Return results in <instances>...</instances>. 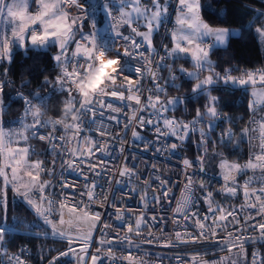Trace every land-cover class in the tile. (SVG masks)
<instances>
[{
	"label": "snow or ice",
	"instance_id": "1",
	"mask_svg": "<svg viewBox=\"0 0 264 264\" xmlns=\"http://www.w3.org/2000/svg\"><path fill=\"white\" fill-rule=\"evenodd\" d=\"M171 0H151V7H140V0H0V62H11L13 47H19L26 52L29 50H43L49 47L57 49L52 56L58 69L54 77H44L43 85L50 87L47 95L41 96L34 92L25 96L22 93L17 94L16 100L22 101L24 105V117L32 118L31 123L21 124V131L17 133L5 132L0 126V151L5 150L6 139L11 140L13 135H18L21 140L27 142L31 133V138L39 142L46 143L49 148V154L54 155L50 161L52 167L45 168L42 160L29 162V148H6L7 158L12 161L10 171L12 178L9 180L7 172L0 169V176L3 177V188L0 189V264H26L24 254L27 249L21 248L19 253L8 254L7 244L13 238L15 233H23L26 236L36 238L59 237L67 243L66 250L59 251L47 259V264H66L64 258H69L67 264H71L72 259L76 264H104L105 260L110 264H137L133 257L131 248L139 249V245L134 243L133 235L139 238L142 235V228L148 226L145 221L146 211L139 214L134 222L131 221L132 213L128 208H121V203L117 200L116 193L122 189L115 188L125 178L129 182L135 180L140 173L136 164L129 166V160H138L132 152H128L127 146L123 143L129 130L133 142L142 141L144 151H154L157 154L168 153L174 156L182 143L186 141L189 134L199 133V142L203 146L211 141L210 133L214 131V126L208 122L206 127L197 128L198 123H204V116L212 119H220L216 103L218 97L209 96V104L205 105V111L196 110V118L189 123H178L175 118H167L165 113L174 110L177 105L184 104L186 100H195L200 95L206 94L213 86L223 84L232 88L240 87L247 91L249 86L259 85L264 88V69L256 71H246L242 76H232L231 69L225 70L221 76L219 73L212 72L203 79L199 78L201 71L206 66H211L210 54L217 45H227L230 36L241 35V29L232 27H216L205 22L201 17L200 0H177L176 11L178 12V29L170 33L173 41L171 48L168 45H161L164 55L153 46L152 36L158 32L159 28L169 22V3ZM35 3L37 11L29 13L31 4ZM92 8L102 11L108 21V26L104 29L98 28V21L95 14L89 15L88 9ZM245 8L250 6L245 5ZM254 14L243 28L251 31L253 24L264 17V10L250 8ZM75 12V15L72 13ZM92 20L90 31L84 32L86 21ZM120 21L123 23L121 24ZM143 21V24H140ZM135 24L145 28V31H139ZM122 28L130 29V34L125 35ZM257 35L264 40V26L255 28ZM77 35L79 39H76ZM119 42V44H118ZM153 54L159 59L155 61L153 69ZM188 54L194 61L195 71H187L180 67L178 72L189 80H195L191 89V95L187 97H169L162 101L161 94H166L167 87L179 89L182 84H177L178 77L172 72V66L167 63L169 59L186 58ZM115 58V59H113ZM105 61H112L113 67L110 72H104L102 82L95 89L88 85L99 73L101 67L97 70V65H103ZM114 69V70H113ZM168 69L170 75L161 84L162 77L159 72ZM7 72V70H5ZM135 77L132 79L131 77ZM151 84V87L145 89V79ZM0 81V115H2L10 103L4 100V84ZM80 84V87H77ZM145 92L147 95H145ZM127 93V95H126ZM53 94L64 97L62 101L64 108L59 109L62 115L58 119H43L45 111ZM256 93H253L255 97ZM34 101H37L34 103ZM115 101V104H114ZM134 102V103H132ZM118 105V106H116ZM262 107L256 99L249 103V109L254 115L251 124L255 127H246L240 133L239 140H233L234 133L231 128L226 129L220 135V143L225 147L232 145L234 150H238L241 143L252 144L253 154L244 165L239 163L226 164L222 162L219 166L225 170L223 180L226 186L222 189L228 196H235L238 191H243L246 203L239 209L227 211L220 206L212 207V192L204 193V200L207 202V212L201 216L198 211L191 209L198 202L193 199L192 189L198 185L204 192L206 185L203 181H194V173H189L187 169L193 168V161L183 160L185 185L184 193L179 201L173 195V190L169 187V179H161V174H156L152 180L144 183L151 187L152 195L149 198L148 193L140 194L135 188L129 190L127 194L131 198L134 193L140 197L142 206L148 210L151 205L160 207L164 212L163 216H152V221H164L168 219L171 213L172 223L180 226V220L185 222V227L192 228L191 232H175V240H169L165 246L179 242L182 244L212 243L217 246L223 244V250L230 255L222 257V261L227 264H264V115L257 118V112ZM124 109H131V117L125 116V123L121 125L119 116L123 114ZM226 119V118H225ZM115 122L114 126L109 128L105 123ZM95 126L94 136L82 137L81 133L85 127L92 131ZM57 127L61 128L64 135H57ZM117 127L120 131H117ZM51 128V131H43ZM136 128H151L154 130L155 138L151 141L145 140ZM71 132V136L67 133ZM254 135L249 138V133ZM122 133V134H121ZM107 137L105 140L104 138ZM168 137H172L176 142H168ZM164 140V146L155 147L161 140ZM77 140L75 148H68L67 144ZM83 140L87 148L80 146L79 141ZM253 141H256L253 143ZM111 149V151H109ZM98 150V152H97ZM119 152V156L116 152ZM127 152V155H124ZM32 154H35L34 152ZM19 156V159H16ZM123 157V163L117 165V161ZM67 157L61 162V179L58 195L63 200L57 203L46 195L49 188L53 187L49 180H42L43 175H55L57 159ZM204 156H198L195 163L200 166L199 170L204 171ZM111 163V166H110ZM116 167L117 170H113ZM153 173L157 170L151 166ZM23 169L29 179L27 183L17 184V173ZM79 172L84 176V184L80 186L74 182H68L63 178V172ZM251 171L253 174L245 180L243 185L236 181L237 176H246ZM87 173V174H86ZM235 173L236 175H233ZM120 179H115V177ZM104 180L106 184L99 181ZM234 185V186H230ZM154 186V187H152ZM14 191L24 202L25 206L33 212L37 220H42L43 224L37 223V220L31 223L25 219L13 216L11 222L7 219V190ZM72 190L66 192L65 190ZM97 189H100L97 192ZM79 196L81 199L77 200ZM103 197V199H100ZM86 198L87 203H84ZM123 199V197H121ZM72 201V207L69 208L70 215L76 220H84L89 224V231L77 238H73L67 231L57 227L50 217L53 216L56 209H64L67 205L63 201ZM99 201L100 207L106 205L113 206L115 221L121 222V227L126 225V232L121 235L119 232L113 234L110 229L111 223H105L102 220L101 212H89L88 209ZM249 201H251L249 203ZM175 202L176 207L171 208V203ZM84 204V207L81 205ZM164 205H169L165 209ZM247 208L250 215L246 218L240 217L239 213ZM258 211H255L256 209ZM155 211V207H151ZM255 211V215L251 213ZM220 215L217 216V213ZM210 217L211 226L206 227ZM259 218V219H257ZM111 219V218H110ZM243 219V224H241ZM188 221H191L189 224ZM73 220L65 221L61 211L59 224L71 225ZM231 223L233 231L227 233L228 240L217 239V232L224 231ZM97 225H102L97 229L104 237L98 241L99 247L94 252L89 251L92 242V229ZM22 226V227H21ZM44 226L50 228V232L43 234L34 232V228ZM247 231L250 235H243ZM235 233V234H234ZM187 237V239H185ZM156 239L151 232L144 237L145 242L152 243ZM80 243L77 244L76 241ZM127 245V247H125ZM245 245H259V248L251 252L245 248ZM114 247L116 251H114ZM78 249V250H77ZM235 250V251H234ZM49 252L54 249H49ZM117 251L121 255H117ZM127 253L124 255L123 253ZM7 257V261L3 259ZM45 257L41 256V261ZM181 258L177 257L179 261ZM139 264H144L141 260Z\"/></svg>",
	"mask_w": 264,
	"mask_h": 264
},
{
	"label": "built area",
	"instance_id": "2",
	"mask_svg": "<svg viewBox=\"0 0 264 264\" xmlns=\"http://www.w3.org/2000/svg\"><path fill=\"white\" fill-rule=\"evenodd\" d=\"M163 1V0H162ZM95 2V0H93ZM177 7V0H171L169 3V22L162 25L159 30L158 34L156 37V42L154 47L159 51V54L163 56L164 50L161 48V45H164V41L166 40L167 37L170 36V33L173 31H176L178 29V25L176 23L177 17H178V12L176 11ZM95 9L89 8L88 13L90 16H92L93 11ZM75 15V12L72 13ZM87 25L89 27V31L92 26V20L86 21ZM122 24L123 22L120 21ZM76 39H79V36L77 35ZM119 44V42H118ZM16 50V47H13V52ZM49 56L51 59V65L54 69L57 70L55 62L52 59L53 56V51L49 52ZM153 59V69L156 70L155 68V61L159 59L158 56H155L153 54L152 56ZM172 59H169L167 63L170 65V61ZM4 66H3V74L0 77V81H5L6 83L4 86H12L10 79L8 75L6 74L5 70H7L9 62L4 61ZM112 61H105L103 65H97V70L101 67L99 73L96 75V77L91 81V83L88 85L89 88L95 89L96 87L99 86V84L102 82V77L104 75V72H110L111 68L113 67L111 64ZM172 66V65H171ZM180 65H173L172 66V72L176 74L178 79L183 77L179 72L178 69ZM185 68V67H184ZM264 69L262 67H257L253 69H247L245 71H242L238 74L235 75V77H240L242 76L246 71H256ZM114 70V69H113ZM225 74V73H224ZM222 74L221 76H223ZM159 75L162 77V79L159 81L161 84H165V81L168 79L170 73L168 69H164V72L162 71L159 72ZM132 79H135V77H131ZM176 80V82L178 81ZM77 87H80V84H77ZM144 87L145 89L151 87L150 82L146 78L144 81ZM22 93L23 95L27 96L28 94L21 92L19 89H15L13 93V97L16 98L17 94ZM127 95V93H126ZM145 95L147 93L145 92ZM37 101H34L36 103ZM134 103V102H132ZM115 104V101H114ZM118 106V105H116ZM64 108V107H63ZM62 108V109H63ZM22 114L15 119L11 120L9 124L6 127H2L5 132H12V133H17L21 131V124L17 123V121H21L23 123H31L32 118L28 117L25 119L24 117V105L22 102ZM62 115V112L60 113L59 116L56 115H51L49 114L43 119H58ZM125 116H128L129 118L131 117V109H124L123 114L119 116L121 125L125 123ZM107 126L109 128L113 127L115 122L108 123L105 121ZM178 123H189L184 120H180ZM201 123H198L196 127L200 126ZM51 128L44 129L43 131H51ZM138 132L141 133V135L145 138V140L151 141L155 138V133L154 130L151 128H145V129H140L136 128ZM117 131H120V128L117 127ZM29 136L28 141H32L34 144H36L35 149H33L32 153L34 152L37 155V160H42L44 162V167L45 168H51L52 165L50 161H52L55 157L52 154H49L47 151L49 146L44 143V142H39L35 139L31 138V133L28 132L26 133ZM56 134L57 135H64L65 133L62 131L61 128L57 127L56 129ZM122 134V133H121ZM67 135L71 136V132L67 133ZM82 137H87V136H94V138L98 137V133H95V126H92V131H89L88 127H85L84 130L81 133ZM11 139H18L20 140V137L18 135H13ZM105 140L107 137L104 138ZM168 142H176L174 138L168 137ZM80 146L83 148H87V144L83 142V140L79 141ZM123 143L127 146L128 152H132L135 156L138 157V160H129L128 164L131 166L132 164H136V167L139 169L140 173H143V175H139L135 178V180L140 181L139 184H137L135 181L129 182L128 178H125L120 184H116L115 188L117 189H122V191H118L116 193L117 200H120L121 203L118 205L121 208H128L131 213V221L134 222L137 218H139V214L141 212L146 211V216H145V221L148 222L147 227L142 228V235L139 238H136L135 235H133V240L134 243L139 245V249L133 247L131 248L132 255L134 258L137 260V264H139V261H143L144 264H227L226 261H222L221 258L222 256L219 254L221 251H223V244L220 246H217L212 243H199V244H182L179 242L170 244L168 246H165L169 240H175V232L176 231H181L183 232H191L193 231L192 228L185 227V222L181 219L180 220V226L178 227L177 225L173 224L171 221L173 219L171 213L168 215V219L164 221H152L151 217L152 216H163L164 212L160 210L159 206L156 205H151V202L149 201L150 207L148 210H145V208L142 206V202L140 201V197L136 196L134 193L131 194V198L127 195L129 193V190L132 188H135L138 192H140L141 195H143L145 192L148 193L149 198L152 195V190L151 187L146 185L144 182L151 181L152 177L156 174H161V179H169L171 181L169 187L172 188L173 190V195L176 197V201H179L182 194L184 193V185H185V175H184V165H183V160L186 158L185 157V151L187 150V144L186 141L182 143V147L178 148L176 151V154L174 156H170L168 153H161L157 154L154 151H144V143L142 141H135L133 142V138L131 136V130H129L127 137L124 139ZM77 146V140H73L72 142L67 144L68 148H75ZM164 146V140L162 139L159 144H156L155 147L161 148ZM111 151V149H109ZM98 152V150H97ZM205 152H216L213 148H205L201 147L200 149V155H203ZM34 154V155H35ZM116 155L119 156V152H116ZM127 155V152L124 154ZM220 158H223L222 153L218 154ZM251 155H246L245 159L239 162V164L244 165L248 162L249 158ZM198 156H193L191 158H187L190 161H193V168L187 169L189 173H194L193 179L194 181H203L206 185V188L204 189V192H202L198 185H194L192 192H193V199L196 200L198 198V202L196 205L191 209L192 211H198L201 216L205 215L207 212V207L208 204L204 200V193L210 191L212 192V197L210 198L212 201V207L216 208L217 206L222 207L223 209L227 211H232L233 209H239L242 205L246 203L245 197L243 194V191H238V193L235 196H228L226 193L222 191V189L226 186V182L223 180V176L221 175L220 171L217 172H211V171H200L199 168L200 166L195 163V159ZM67 157H60L57 159L56 167H55V175H43L41 177L42 180H49L52 182L53 187L49 188L46 192V195L48 196L49 199L56 201L59 203L60 201L63 200V197L59 196V184L57 183L58 180H60L61 177V162L63 159ZM123 163V157L121 156L120 160L117 161V165H121ZM155 166L157 172L153 173L151 166ZM111 166V163H110ZM113 170H117L116 167H113ZM87 174V173H86ZM233 175H236L233 173ZM252 175V172L249 171L246 176H237L236 181L238 184L243 185L245 180L249 178V176ZM63 178H66L68 182H74L80 186H83L84 184V176H82L79 172L76 171H69L67 169L64 170L63 172ZM115 179H120L118 176L115 177ZM102 184H106V181L100 180L99 181ZM234 186V185H230ZM154 187V186H152ZM66 192H70L72 190L66 189ZM100 189H97V192H99ZM123 197V199H121ZM77 200H80L81 198L79 196L76 197ZM100 199H103L101 197ZM19 201L24 205V207L29 210L24 202L19 198ZM221 201L224 202V204L229 205L230 207H223L221 205ZM65 205H67L64 209H59L57 208L55 213L53 214L50 219L53 220V222L57 223V227L61 228L64 231H67L73 238L80 237L84 234H86L90 229H89V224L88 222L84 220L76 221L69 213V208L72 207V201H63ZM251 201H249L250 203ZM84 203H87L86 198H84ZM81 207H84V204L81 205ZM151 207H155V211L151 210ZM165 209L169 207V205H164ZM171 208L176 207V203L173 202L170 205ZM259 209L257 208L255 211H258ZM63 214V219L65 221L68 220H73V223L71 225L69 224H64L60 225L59 220H60V214ZM88 211L91 212H101L102 215V220L105 223H111L113 227L110 229V231L115 234L119 232L121 235H123L126 232V225L122 228L121 227V222L120 221H115L114 216H112L113 213V206L111 205H106L105 207H100L99 206V201H96L91 208L88 209ZM255 211L252 212V215H255ZM31 215L33 216L34 220H37L36 216L33 214L32 211L29 210ZM220 215V213H217V216ZM240 217L246 218L250 215V212L247 208H244L240 213ZM111 218V219H110ZM212 217H210L209 221L206 223V227L211 226V221ZM259 219V218H257ZM37 223H40L41 225L43 224L42 220H37ZM190 224L191 221H188ZM241 224H243V219H241ZM102 225H97L96 229H92V236H93V242L92 245L89 249V251L94 252L97 247H99L98 241L104 237L101 236L100 232L97 230ZM50 230V228H48ZM51 231V230H50ZM229 231H233L231 223H229L228 227L220 232H217V239L223 240L225 243L228 240L227 233ZM151 232L153 236L156 237L152 241V243H147L144 240V237L148 235V233ZM235 234V233H234ZM250 232L245 231L243 235L247 236L250 235ZM187 239V237H185ZM77 244L80 243L79 240L76 241ZM127 247V245H125ZM245 248L248 249L249 252L252 250L259 248V245H245ZM21 248L27 249L25 245H18L14 250L8 251L9 255H12L13 253H19V250ZM78 250V249H77ZM114 251H116V248L114 247ZM262 252H264L261 249ZM27 252L24 254V259L26 260V264H28L27 260ZM126 255L127 253H123ZM117 255H121L119 251H117ZM177 257H180L181 259L178 261ZM5 261H7V257L3 258ZM66 264L69 258H64ZM47 264V263H45ZM71 264H76V261L72 259ZM104 264H110V261L105 260Z\"/></svg>",
	"mask_w": 264,
	"mask_h": 264
},
{
	"label": "trees",
	"instance_id": "3",
	"mask_svg": "<svg viewBox=\"0 0 264 264\" xmlns=\"http://www.w3.org/2000/svg\"><path fill=\"white\" fill-rule=\"evenodd\" d=\"M200 3L202 6L201 17L205 22L212 26L236 27L241 29L242 33L239 36H230L227 45L213 48L210 54L212 62L210 71L222 75L225 73V70L231 69L230 74L235 76L247 69L264 68L263 42L257 38V33L255 32V28L264 26V17H261L253 24L251 31L243 28V25H246L254 15L250 11V8L264 10V0H200ZM245 5L250 6V8H245ZM87 28L88 25L85 22L84 29ZM157 34L158 32L154 34L155 42ZM53 49L54 47H49L43 50L37 49L26 52L20 48L14 51L6 72L12 86H4V100L6 103H10V106L0 115V126L6 127L11 120L23 113L22 101H17L13 97L15 89H19L28 95L38 92L41 96H44L49 93L50 87L44 86L43 80L45 76L51 78L57 74V70L51 65L49 56V52L53 51ZM175 64L185 68L191 66L187 58L170 61V65L173 66ZM3 66L4 63L0 62V77L3 74ZM163 72L164 70H162ZM192 82L193 80L181 77L176 83L182 84V87L179 89L167 87L166 94H161V99L165 100L167 96H190ZM209 96L218 97V102L215 106L221 118L215 119L214 131L210 133L212 139L203 145V147H217L222 152L224 160L229 163H239L247 155L246 143H241L239 149L234 150L232 145L225 147L220 143V135L226 129L231 128L235 134L233 140L240 139L241 131L247 127L253 114L248 106V91H244L240 87L232 88L231 86L218 84L213 86L206 94L198 96L195 102L186 100L184 104L177 105L174 110L167 112L165 116L167 118H175L177 122L180 120L191 122L196 118L197 108L203 112L204 106L209 104ZM64 99V97L53 94L43 118L49 114L59 116L61 113L59 109L64 107L62 103ZM203 125L204 123L200 124V126ZM186 144L188 146L185 151L186 158L200 155L202 146L199 142L198 132L189 134ZM33 146L36 147V144L33 143ZM203 156L205 157L203 161L205 170L217 172V157L207 153H204ZM7 202V219L9 222H11L13 216L25 219L29 223L34 221L29 210L8 190ZM220 203L223 207H230L224 204L223 201ZM33 231L41 234L45 231L50 232L44 226L34 228ZM18 245H25L27 247L28 264H45L51 256L57 255L59 251L66 250L67 248V243L60 238H53L51 235L46 239L42 236L36 238L23 235L22 232L13 234V238L7 244L8 251L14 250ZM49 249H54V251L49 252ZM262 250L264 251V249ZM41 256L45 257L43 262L41 261Z\"/></svg>",
	"mask_w": 264,
	"mask_h": 264
},
{
	"label": "rangeland",
	"instance_id": "4",
	"mask_svg": "<svg viewBox=\"0 0 264 264\" xmlns=\"http://www.w3.org/2000/svg\"><path fill=\"white\" fill-rule=\"evenodd\" d=\"M163 2V1H162ZM148 7H151V1H150V3H149V5H148ZM144 7H141V9H143ZM37 11V6H36V4L34 3V10H32L31 12H29V13H35ZM101 14H102V18H101V22H100V24H99V28L102 30V29H104V28H106L107 26H108V21L106 20V18H105V15H104V13L101 11ZM140 24H143V21H140ZM136 27H139L140 29V31H145L146 29L145 28H143V27H140V25L139 24H136L135 25ZM216 27H221V26H216ZM232 28H236V27H232ZM238 29V28H237ZM170 37H171V35H170ZM257 38L261 41V42H263L262 43V47H263V49H264V40H262L258 35H257ZM171 39V38H170ZM173 46V41H172V39L170 40V44H169V48H171ZM217 46H222V45H217ZM224 46V45H223ZM56 51H57V49L56 48H54L53 49V55L56 53ZM187 59H189L190 60V63H191V66L190 67H188V68H185L187 71H195L196 69H195V66H194V61L191 59V55L190 54H188V57H186ZM211 70V67L210 66H206L205 67V69L203 70V71H201L200 72V74H199V78L200 79H203L204 77H206L207 75H209V74H211L212 72L210 71ZM194 83H195V80H193V82H192V85H191V89H192V87H193V85H194ZM169 97H175V96H167L166 98H165V100H167ZM257 99V98H256ZM253 99L251 98V96L249 95V99H248V106H249V103H250V101H252ZM162 101H164V100H162ZM210 102V101H209ZM205 111V108L203 109V112ZM166 114V113H165ZM208 122H211L212 124H213V126H214V122H215V119H212V118H210V117H208L207 115H205L204 116V125L203 126H198V128H200V127H206V125H207V123ZM251 122H250V125L248 126L247 125V127H251ZM253 127H255L254 125H253ZM254 135V133H249V138L251 139V137ZM256 141H253V143H255ZM246 145H247V148L248 147H250V146H252V144H249V143H246ZM25 147H27V148H29V156H28V161L29 162H32V161H36L37 160V155L35 154H32V149H35V147L33 146V142L32 141H27V142H25V141H23V140H18V139H11L10 141H8L7 139H6V146H5V150H3V151H0V169H4L6 172H7V176H8V178H9V180H11V178H12V173H11V171H10V166L12 165V161L10 160V159H8L7 158V156H8V154H7V152H6V148H12V149H17V148H25ZM205 148H208V147H205ZM209 148H213L216 152H214V153H212V152H205V153H207V154H209V155H212V156H215V157H217V163H216V165H217V171H220V173H221V175L223 176L224 175V173H225V170L224 169H221L220 168V164L222 163V162H225L226 164H232V163H229V162H227L226 160H224V158H220L219 157V155L218 154H221L222 152L220 151V149H218L217 147H209ZM248 154V153H247ZM223 155V154H222ZM20 157L19 156H16V159H19ZM185 159H187V158H185ZM25 171H27V169H23V170H21V171H19L18 173H17V180H16V183L19 185V184H23V183H27L28 182V177L26 176V175H24V172ZM3 188V177L2 176H0V189H2ZM8 191L10 192V193H12L13 195H14V197L15 198H17V199H19L20 197L14 192V191H12L11 189H8ZM46 228V227H45ZM48 229V228H47ZM57 238H59V237H57ZM235 251V250H234ZM222 257H226V256H229L230 254L227 252V251H225V250H223V251H221L220 253H219ZM227 263V262H226Z\"/></svg>",
	"mask_w": 264,
	"mask_h": 264
},
{
	"label": "crops",
	"instance_id": "5",
	"mask_svg": "<svg viewBox=\"0 0 264 264\" xmlns=\"http://www.w3.org/2000/svg\"><path fill=\"white\" fill-rule=\"evenodd\" d=\"M150 1L151 0H140V7H145V6L148 7ZM32 10H34V3H32L31 6H30V8L28 9L29 12H31ZM93 13L95 14V19L99 22L98 25H97L98 28H99V24H100L101 18H102L101 11L94 10ZM0 27H2V26H0ZM137 28H138V30L140 29L139 27H137ZM121 30L124 32L125 35L130 34V29H128V28H122ZM88 31H89V27L87 29H84V32L87 33ZM154 34L152 36L153 46L155 45ZM170 38L171 37H168L167 38V40L164 43V45H168L169 46L170 40H171ZM16 49H20V48L19 47H16ZM188 61L190 63V60L189 59H188ZM247 91H248V94L251 96L252 99H256L257 98L256 99L257 103L258 104H261L262 107H264V88L260 87L259 85L255 86V87L249 86L248 89H247ZM253 93H256L255 97L253 96ZM260 115H264V108H261V109L258 110L257 115H256L255 118L258 119V117ZM253 119H254V115L252 114V118H250V121L248 122V126L250 125V122ZM251 127H253V125H251ZM32 151H33V149H32ZM247 153H248V155H252L253 154V152H252V146H250V147L247 148Z\"/></svg>",
	"mask_w": 264,
	"mask_h": 264
},
{
	"label": "clouds",
	"instance_id": "6",
	"mask_svg": "<svg viewBox=\"0 0 264 264\" xmlns=\"http://www.w3.org/2000/svg\"><path fill=\"white\" fill-rule=\"evenodd\" d=\"M113 59H115V58H113Z\"/></svg>",
	"mask_w": 264,
	"mask_h": 264
}]
</instances>
